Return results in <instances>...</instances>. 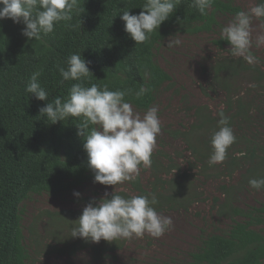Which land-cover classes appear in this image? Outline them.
Listing matches in <instances>:
<instances>
[{
    "label": "trees",
    "instance_id": "1",
    "mask_svg": "<svg viewBox=\"0 0 264 264\" xmlns=\"http://www.w3.org/2000/svg\"><path fill=\"white\" fill-rule=\"evenodd\" d=\"M144 2L79 0L72 20L59 22L54 32L44 37L46 46L24 37L22 23L0 20V264H26L21 205L30 195L56 196L94 179L83 140L77 135L80 119L70 117L51 124L46 116L39 115L46 102L26 92L31 74L41 71L39 82L48 92L49 101L55 97L67 98L72 84L79 81L62 82L58 67L66 68L70 54L81 53L90 62L88 67L93 74L82 81L85 86L95 83L107 84L110 90L130 89L133 95L126 100L137 110L146 111L171 80L154 60L157 46L173 32H210L218 14L239 11L230 2L214 0L207 14L201 15L194 0H180L174 14L149 40L135 44L117 15L123 8L138 15ZM218 73H225V84L232 76L242 74L257 83L264 82V70L260 66L241 60L219 63ZM141 86L150 91L136 99L134 93ZM243 108L240 98L228 97L223 114L232 129L240 118L245 119ZM203 109L208 111L207 107ZM203 109L197 110L198 118L182 137L188 141L193 158L206 165L213 151L212 135L219 128L220 111L215 116L198 113ZM151 159L147 169L155 183L152 193L158 200L153 207L159 209L163 201H175L173 196H162L158 189L175 186V178L167 181L163 178L176 169L170 158L161 153H152ZM222 164L229 174L244 167L243 179L247 184L250 179L264 178V144L236 136ZM132 185L137 195L151 193L139 185L138 179ZM232 207V216L242 219L234 221L222 234L204 237L185 264H264V204L249 211Z\"/></svg>",
    "mask_w": 264,
    "mask_h": 264
},
{
    "label": "rangeland",
    "instance_id": "2",
    "mask_svg": "<svg viewBox=\"0 0 264 264\" xmlns=\"http://www.w3.org/2000/svg\"><path fill=\"white\" fill-rule=\"evenodd\" d=\"M221 1L230 2L239 11L258 3V0ZM234 16L218 14L210 32H173L154 51V60L171 77L153 104L159 108L162 124L153 153L168 156L176 169L163 178L165 181L175 178V186L158 189L162 196H173L175 201H163L156 209L172 218V228L160 238L145 234L143 238L99 243L72 238L73 222L81 216L84 207L93 200L99 201L105 193L111 198L114 191V186L94 183L91 179L56 196L30 195L22 203L26 264H185L204 237L222 234L234 221L242 219L232 216L230 206L249 211L264 204V189H252L244 182V167L229 174L222 163L212 166L199 163L182 137L198 118V109L207 107L208 111L203 109L198 113L215 116L221 107L222 111L226 108L228 97H232L240 98L245 113V119L240 118L233 127L234 135L264 144V82L257 83L242 74L232 76L225 84V73L216 74L219 63L244 61L231 56L228 52L231 46L221 40L222 27ZM260 34H264V21L254 18L251 51L258 57L255 65L264 70V46H255V37ZM134 110L141 116L145 112ZM136 179L144 190L152 193L155 183L147 168H142ZM115 187L117 194L137 195L132 181ZM120 188L126 191L120 192Z\"/></svg>",
    "mask_w": 264,
    "mask_h": 264
},
{
    "label": "clouds",
    "instance_id": "3",
    "mask_svg": "<svg viewBox=\"0 0 264 264\" xmlns=\"http://www.w3.org/2000/svg\"><path fill=\"white\" fill-rule=\"evenodd\" d=\"M214 0H194L201 15H206ZM180 0H145L138 15L130 10L120 9L117 16L124 22L125 32L135 44L150 39L153 32L175 12ZM79 8V0H0V20L11 19L14 24H23L21 34L29 41L46 46L44 37L54 32L59 22H68ZM264 20V0L253 4L247 10L238 11L234 18L221 29V40L231 46L229 53L242 58L249 65H255L258 57L253 48V19ZM255 46H264V34L255 37ZM81 53L70 54L67 67H58L63 81H79L72 84L67 98L55 97L49 101L48 92L39 82L41 71H34L29 77L26 92L38 101L46 102L39 109V115L46 116L51 124L68 118H79L77 135L83 140L87 153L88 167L94 174V183L114 186L111 198L108 194L99 201L93 200L84 207L81 216L73 222L72 238L113 242L118 239L143 238L148 234L162 237L173 226V220L153 207L158 200L153 193L147 195L123 196L117 194L115 186L135 181L142 168L152 163L156 138L161 133L159 108L153 105L143 116L134 110L126 97L133 95L130 89L110 90L107 84L95 83L85 86L83 80L92 75ZM150 89L141 86L134 93L142 98ZM219 128L211 138L212 154L209 165L223 163L228 149L236 142V136L222 107L218 113ZM243 155L237 153V156ZM249 186L255 190L264 189V178L250 179ZM120 192L126 191L124 188ZM77 197L80 193H74Z\"/></svg>",
    "mask_w": 264,
    "mask_h": 264
}]
</instances>
